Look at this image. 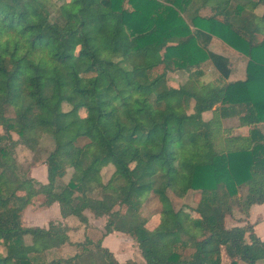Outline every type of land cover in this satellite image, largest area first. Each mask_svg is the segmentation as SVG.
<instances>
[{
    "label": "trees",
    "instance_id": "obj_1",
    "mask_svg": "<svg viewBox=\"0 0 264 264\" xmlns=\"http://www.w3.org/2000/svg\"><path fill=\"white\" fill-rule=\"evenodd\" d=\"M259 4L264 0H0V124L32 148L43 132L54 139L46 183L22 176L0 146V264L264 259V240L248 220L225 225V215L238 211L246 220L250 206L264 201ZM212 36L247 57L245 79L227 80L231 61L209 48ZM203 64L215 80L200 79ZM174 69L188 73L180 85L168 83ZM204 111L211 117L203 119ZM227 118L247 134L226 135ZM108 164L114 169L104 182ZM68 166L73 172L62 182ZM168 189L180 199L198 194L196 214L184 202L176 207ZM149 194L161 202V220L151 228L152 210L143 213ZM36 195L41 205L56 201L64 218L84 227L83 238L71 241L67 222L23 224ZM85 209L106 217L103 229L89 223ZM114 230L132 237L144 262H119L102 245ZM66 242L74 254L47 260Z\"/></svg>",
    "mask_w": 264,
    "mask_h": 264
},
{
    "label": "crops",
    "instance_id": "obj_2",
    "mask_svg": "<svg viewBox=\"0 0 264 264\" xmlns=\"http://www.w3.org/2000/svg\"><path fill=\"white\" fill-rule=\"evenodd\" d=\"M254 11L257 15H261L264 11V5L259 4ZM211 44L215 45V48L211 47ZM209 48L229 57L231 61V73L227 78L228 81L245 79L247 57L243 53L228 45L226 42L216 36H212L209 43ZM220 49L223 51H220ZM262 130L264 131V124L262 125ZM247 131V126L231 127L225 130L226 135H245L247 134ZM34 207L35 206L32 204L30 205V203L25 207L21 217L23 224L47 227L50 221H61L63 223L67 222V224L70 225L68 230L70 240L74 242L83 238L84 227L77 226V222H72V220L70 221L67 218H64L61 213H59V205L56 201L49 205L36 206V210H34ZM39 209H43L41 211H43L42 213H45L44 216H41L42 213L38 211ZM51 212L53 215H49ZM85 213L91 225L103 229L105 222H102V218L104 217H94L90 211H85ZM247 220L252 224L254 235L264 240V201L261 203H254L250 206L249 214L246 216V220L238 221L237 219H232L229 215H226L225 225L226 227L242 225L246 223ZM147 226H149V224H147ZM102 245L107 246L114 253L119 262H124L128 259L144 262V258L140 254L136 242L130 235L123 231L114 230L106 234L102 239ZM53 251L60 256L66 257L74 254L76 248L73 244L66 242L61 247L56 248ZM237 260L238 264H264V259L258 260L255 263H247L240 259ZM225 261H227V259Z\"/></svg>",
    "mask_w": 264,
    "mask_h": 264
},
{
    "label": "rangeland",
    "instance_id": "obj_3",
    "mask_svg": "<svg viewBox=\"0 0 264 264\" xmlns=\"http://www.w3.org/2000/svg\"><path fill=\"white\" fill-rule=\"evenodd\" d=\"M56 16L55 8L50 10L49 12V19H54ZM187 20V16H184ZM211 47L215 48V45L211 44ZM220 51H223L220 49ZM202 68H204L207 72V74L200 77L203 81H210L215 80V75L212 74V72L208 69L206 65L203 64ZM188 73L184 69H174L168 72V83L171 85H180L181 83L185 82L187 80ZM63 109H67L69 106L66 103H63L62 105ZM189 112L192 111V109H188ZM83 112V111H82ZM13 110L11 107H8L7 114L13 115ZM211 111H204L202 113L203 119H208L211 117ZM238 122L236 119H224V127L226 130L228 127H232L236 125ZM225 132V131H224ZM226 133V132H225ZM3 134L4 138L0 140V146H7L8 148V154H5L4 156H13V158L16 159V162L19 167V171L24 173L22 176L25 177H32L39 182L46 183L47 182V164H46V158L49 152L54 148V139L51 133L49 132H43L38 136L37 142L35 146L29 147L27 145H24L22 139L19 138L18 134L15 131H6L4 127L0 124V135ZM114 167L111 164L105 165L101 168V175L103 178V181L106 182L112 175ZM73 172L72 167L68 166L66 169V173L64 176L60 179L62 182H67L71 174ZM96 191V190H95ZM168 194L173 197V199L176 202V207L181 205L184 202V207L186 211L190 215L196 214V211H194L193 207L197 205L198 197L199 195L196 193H193V191H189L183 198L175 197V193L168 189ZM43 198V197H42ZM144 198L149 199L148 206L144 208L143 213H148L150 210V218L147 221V224H149L148 227H154L160 220H161V202L156 194H149V196H145ZM34 205V210L37 209L36 206H41V199L36 195L30 205ZM43 209H39L38 211L42 213L41 211ZM31 211V210H29ZM85 211H89L88 209H85ZM60 213V212H59ZM58 213V214H59ZM241 212L235 211L234 215H229L232 219H237V216L241 215ZM45 213H42L41 216H44ZM49 215H53V213H49ZM226 217V215H225ZM106 221V217L102 218V222ZM239 221V220H238ZM101 222V221H100ZM26 242H30V239L27 237L25 238ZM0 253H4V248L0 246ZM57 253H47L46 258L47 260L56 257ZM36 264H42L41 262H38Z\"/></svg>",
    "mask_w": 264,
    "mask_h": 264
}]
</instances>
